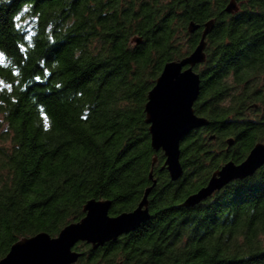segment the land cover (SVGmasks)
I'll return each mask as SVG.
<instances>
[{
	"label": "trees",
	"instance_id": "16d2710c",
	"mask_svg": "<svg viewBox=\"0 0 264 264\" xmlns=\"http://www.w3.org/2000/svg\"><path fill=\"white\" fill-rule=\"evenodd\" d=\"M229 1L0 3V259L21 238L79 221L89 199L110 201L116 216L150 187L148 219L96 249L77 244L74 264H264V165L180 206L264 144V0H235L233 14ZM210 20L193 104L208 123L180 141L172 181L144 105L164 64L191 53Z\"/></svg>",
	"mask_w": 264,
	"mask_h": 264
},
{
	"label": "water",
	"instance_id": "95a60500",
	"mask_svg": "<svg viewBox=\"0 0 264 264\" xmlns=\"http://www.w3.org/2000/svg\"><path fill=\"white\" fill-rule=\"evenodd\" d=\"M238 10L235 0H230L224 11L233 14ZM213 20L203 25L200 40L191 53L182 59L164 64L144 105L145 123L148 125L153 150H161L165 168L172 181L182 176L180 141L192 130L207 125V121L194 114L193 104L200 88V76L194 67L205 60V38L213 29ZM199 25L189 23L188 33ZM136 43L140 39H134ZM228 145H232L229 139ZM264 165V144L256 143L240 163L226 162L214 171L206 185L189 195L180 204L194 207L234 180L253 175ZM146 188L137 207L116 216L109 215L110 201L89 199L83 205V217L63 227L55 237L39 232L13 243L0 259V264H74L82 255L74 250L79 243L92 249L125 235L144 223L149 217Z\"/></svg>",
	"mask_w": 264,
	"mask_h": 264
},
{
	"label": "snow or ice",
	"instance_id": "6c2138e0",
	"mask_svg": "<svg viewBox=\"0 0 264 264\" xmlns=\"http://www.w3.org/2000/svg\"><path fill=\"white\" fill-rule=\"evenodd\" d=\"M3 2H4V0H0V3H3ZM16 19H19V17H16ZM22 47H23V46H21V48H22ZM36 79H37V80H39V79H40V77H39V76H37V77H36Z\"/></svg>",
	"mask_w": 264,
	"mask_h": 264
},
{
	"label": "rangeland",
	"instance_id": "374dc122",
	"mask_svg": "<svg viewBox=\"0 0 264 264\" xmlns=\"http://www.w3.org/2000/svg\"><path fill=\"white\" fill-rule=\"evenodd\" d=\"M237 5V4H236ZM238 11V10H237ZM2 130V127H0V131Z\"/></svg>",
	"mask_w": 264,
	"mask_h": 264
}]
</instances>
